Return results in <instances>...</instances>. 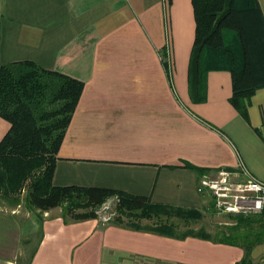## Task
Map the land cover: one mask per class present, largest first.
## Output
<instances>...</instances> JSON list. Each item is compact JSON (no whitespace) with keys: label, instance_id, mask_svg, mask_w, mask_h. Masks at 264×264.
Masks as SVG:
<instances>
[{"label":"crops","instance_id":"0c3cea01","mask_svg":"<svg viewBox=\"0 0 264 264\" xmlns=\"http://www.w3.org/2000/svg\"><path fill=\"white\" fill-rule=\"evenodd\" d=\"M257 1L264 19V0ZM194 35L191 0H0L1 63L31 60L83 82L54 185L114 188L202 211L204 174L227 169L241 180L243 166L264 181V85L243 118L229 101L230 70L207 50L203 100H191ZM231 36L224 33L227 43ZM8 129L0 117V139ZM138 224L65 220L61 207L0 203V264H235L243 256L215 237L177 238ZM251 257L264 264V242Z\"/></svg>","mask_w":264,"mask_h":264},{"label":"trees","instance_id":"16d2710c","mask_svg":"<svg viewBox=\"0 0 264 264\" xmlns=\"http://www.w3.org/2000/svg\"><path fill=\"white\" fill-rule=\"evenodd\" d=\"M191 3L195 35L188 62L189 96L193 101L203 100L202 57L208 50L230 70L229 101L247 119L248 99L264 85V19L258 1ZM225 32L232 33L229 43L225 41ZM165 49L160 55L170 80L171 66ZM82 90L81 80L45 69L31 60L7 64L0 61V117L9 123L0 139V199L8 206L23 201L28 208L40 211L61 207L65 220H83L98 217V207L113 198L117 214L112 220L116 222L138 228L141 219L156 217L152 229L161 234L211 239L213 236L203 228L176 234V224L169 220L172 216L185 222L198 220L202 216L200 210L152 203L147 196L114 188L53 184L57 153ZM194 168L201 174L208 171ZM208 199L214 208L212 197ZM225 215L232 223L215 233L216 241L243 248V256L235 264H259L253 261L251 251L264 242V210Z\"/></svg>","mask_w":264,"mask_h":264},{"label":"built area","instance_id":"2783aa9c","mask_svg":"<svg viewBox=\"0 0 264 264\" xmlns=\"http://www.w3.org/2000/svg\"><path fill=\"white\" fill-rule=\"evenodd\" d=\"M242 169L245 178L241 180L235 178V171L227 169H219L214 176L204 174L198 181L197 191L211 196L218 212L245 215L259 213L264 210V181L249 174L243 166ZM97 213L102 221H108L113 215L100 210Z\"/></svg>","mask_w":264,"mask_h":264},{"label":"rangeland","instance_id":"374dc122","mask_svg":"<svg viewBox=\"0 0 264 264\" xmlns=\"http://www.w3.org/2000/svg\"><path fill=\"white\" fill-rule=\"evenodd\" d=\"M22 194L24 195V192ZM208 197L209 196H207L205 200L208 207L207 209H203L201 211L202 216L200 219L185 222L175 216H172L169 218L170 221L176 224V227L174 230L176 234H181L183 232L188 231L189 229L197 231L198 229L203 228L206 233L214 237L215 233L219 229H222L224 226L232 223V221L225 215V213L218 212L216 209L213 208V206L209 204ZM115 202H116L115 199L114 200L109 199L106 202L102 203L98 207V210H100V212L104 214L112 213L113 215L111 216V219H113L115 215L117 214L115 213ZM0 203L4 204V202L1 199H0ZM20 204H21V209L28 208L23 201ZM154 219H156V217H152L151 219L143 218L140 220V223L142 222V223L151 225L152 223L155 222ZM163 219H165V216H163ZM124 221H126V218H124ZM23 225H26V224L24 223Z\"/></svg>","mask_w":264,"mask_h":264}]
</instances>
